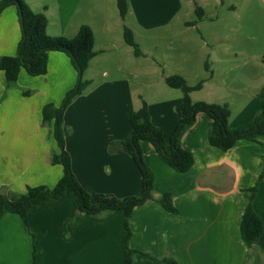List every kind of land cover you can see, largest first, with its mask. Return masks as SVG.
<instances>
[{
    "label": "crops",
    "instance_id": "1",
    "mask_svg": "<svg viewBox=\"0 0 264 264\" xmlns=\"http://www.w3.org/2000/svg\"><path fill=\"white\" fill-rule=\"evenodd\" d=\"M25 2L32 10H42L46 15L48 35L72 37L79 26L89 25L96 48L91 60L98 55L104 60L106 46L113 44L107 39V45L100 44L97 49L100 31L110 33L108 30L121 28L128 19L132 18L134 30L150 34L146 40L151 45L156 46L159 38L152 36L160 30L161 40L166 41L164 52L174 58L184 55L187 36L182 35V27L196 25L188 20L181 25L170 24L181 11L182 0H128L123 20L116 0ZM198 37L204 45L205 39ZM19 40L17 10L10 5L0 12V56L15 55ZM131 53L126 51L128 58ZM91 60L84 75L93 67ZM119 70L117 66L116 71ZM182 71L172 73H181L193 85ZM76 74L68 56L56 50L47 53L45 74L32 76L21 68L16 80L18 87H6L4 73L0 71V114L4 118L0 122L1 193H23L27 186L40 184L53 187L62 176V166L50 163V156L58 147L51 124H42V107L48 102L59 105L75 84ZM97 74L106 79L114 76L106 68ZM213 76L212 71L210 76L207 73V78ZM31 83L42 87L37 96H25V90L19 88ZM115 83L117 80L98 87L93 95L88 94L82 109L77 101L85 91L65 108L64 147L72 171L85 190L90 194L124 197L132 189L142 188L141 174L134 159L121 152V142L129 133L114 115L118 113L125 119L136 107L129 87L123 84L117 92L112 88ZM201 91L203 88L192 91L191 99L225 103L224 97L211 99L200 95ZM259 96L258 92L244 99L236 110H230V129L254 124L262 109ZM181 100L182 93L173 92L172 97L164 100L172 114L166 117L163 112L159 123L152 121L162 130L166 141L178 123L177 107ZM211 123L208 115L199 112L184 133L181 146L194 157L186 172L175 171L151 143L142 141L143 158L153 175L154 199L136 205L130 212L129 246L136 250L134 264H168L163 258H173L177 264H264V176L252 201L263 231L252 249L240 233L241 216L250 199L249 188L264 169V134L257 135V141L239 139L227 151H221L208 142ZM165 192L171 194L175 213L156 201ZM75 200L74 195H63L30 210L27 218L34 239L18 214L5 213L0 219V264H32L33 248L37 264H125L120 244L125 233L124 212L114 210L90 216L76 209Z\"/></svg>",
    "mask_w": 264,
    "mask_h": 264
},
{
    "label": "trees",
    "instance_id": "2",
    "mask_svg": "<svg viewBox=\"0 0 264 264\" xmlns=\"http://www.w3.org/2000/svg\"><path fill=\"white\" fill-rule=\"evenodd\" d=\"M192 1L194 13L197 20H200L204 16V10L195 0ZM10 5L15 6L17 10L20 40L15 55L0 56V71L4 73L6 87L16 82L21 68L32 76L45 74L47 71V53L50 50L65 53L78 77L75 85L66 93L59 106L48 102L42 108V123L51 124L52 135L58 147V151L51 154L50 163L62 166V176L53 187L40 184L27 186L23 193L0 192V219L8 212L18 214L26 231L34 239V230L28 223V212L40 205L52 203L63 195H74L76 197V209L90 216L122 210L124 212L123 225L125 233L120 244L124 254V263L134 264L136 250L129 246L130 212L136 205L154 199L152 195L153 175L143 158L142 141L151 143L154 149L167 160L175 171L186 172L193 165L194 157L191 151L181 146V139L186 130L195 122L197 113H205L212 121L207 134L210 145L221 151H227L239 139L257 141L256 136L264 134V101L262 102V109L252 126L233 130L228 126L230 111L226 103L193 101L191 99L190 93L202 88L203 79L194 85H190L179 74L165 76L164 82L166 85L170 88L179 89L182 93L181 103L177 107L178 123L170 139L166 141L161 129L152 123L147 103L142 100L141 106L129 114L130 132L121 142V152L130 155L140 171L142 193L139 196L125 198H119L109 193L90 194L81 186L72 171L70 156L64 147L63 113L70 102L80 95L91 82L88 79H82V75L87 69L91 58L95 55L93 31L90 26L82 24L73 37L51 36L46 32L48 21L43 12L32 10L25 0H0V12ZM116 5L119 16L123 20L127 13L128 0H116ZM191 24H195V21ZM123 39L132 48L135 56L141 55L132 30L125 25L123 27ZM262 60L264 61V56ZM204 69L210 76L211 70L207 62L204 63ZM29 93L28 90L24 91L26 95ZM263 176L264 169L256 183L249 188L250 199L240 221L241 237L249 249L254 247L256 240L263 231L262 220L252 205L258 184ZM156 201L167 211L175 213L176 209L169 192L163 193ZM32 256V264H37L35 248H33ZM163 261L168 264H177L173 258H163Z\"/></svg>",
    "mask_w": 264,
    "mask_h": 264
},
{
    "label": "rangeland",
    "instance_id": "3",
    "mask_svg": "<svg viewBox=\"0 0 264 264\" xmlns=\"http://www.w3.org/2000/svg\"><path fill=\"white\" fill-rule=\"evenodd\" d=\"M31 1L37 3L42 0ZM182 2L181 11L171 20L170 24L181 25L185 20L195 21L196 24L195 27H182V30L185 31L182 35L187 36L184 55L174 58L171 54L168 55L164 52L167 49L166 41L161 40L160 30L152 36L159 38L156 46L155 43L151 45L146 40L150 34L144 35L141 30H134L132 18L128 19L124 25L132 32L134 31L133 36L141 51L140 56H135L132 48L125 43L123 39L124 25L119 29L114 27L112 30H108L110 33L100 31L97 49L100 48V44L105 47L107 39L113 44L109 43L106 46L104 60L99 58L100 55L95 56L91 60L94 63L90 72L86 74L87 76L83 73L82 79L86 80L89 77L92 82L79 97L78 107L82 109L85 102H88L83 99L88 94L96 92L98 87L105 84L108 86L110 82L117 80V83L112 86L114 90L118 92L123 84H126L131 90L136 107L132 112L141 106L143 100L147 103L151 121L159 123L163 112L166 117L172 114L164 100L172 97L173 92H181L179 89L168 87L164 78L166 75L173 74L172 71L176 72L181 69L193 85L201 79L204 80L203 91L199 93L200 95L211 99L224 97L222 99L227 104L229 111L236 110V107L244 99H250L258 92L261 95L260 99L262 98V102L264 101V62L262 61L264 56V0H197V4L204 10V16L200 20H197L196 14L191 9L193 8V5H190L192 1L182 0ZM198 36L205 39L204 45L201 41L199 42ZM152 40L156 42L155 39L152 38ZM93 50L96 53V48L93 47ZM127 50L132 52L129 58L126 55ZM205 62L209 64V69L214 73L213 78H207L208 72L204 69ZM117 66L120 67L119 72L116 71ZM104 68L114 72L113 79H106L97 74ZM179 75L183 76L181 73ZM76 76L78 77L77 74ZM187 83L190 84L188 81ZM23 86L25 87L19 86V88L23 91H30V96L35 93L37 96L38 92L42 90V87L35 83ZM9 87H18L17 82ZM25 96L27 95L25 94ZM80 100L83 101L79 102ZM253 104L254 102L251 103V106ZM114 116L115 120L127 127L129 133V116L125 119L118 113ZM3 119V115L0 114V122ZM141 193L140 186V189L136 187L131 190V194L119 198L139 196Z\"/></svg>",
    "mask_w": 264,
    "mask_h": 264
}]
</instances>
